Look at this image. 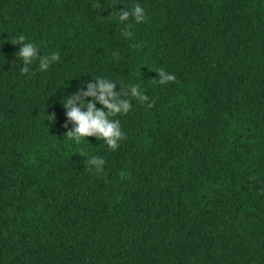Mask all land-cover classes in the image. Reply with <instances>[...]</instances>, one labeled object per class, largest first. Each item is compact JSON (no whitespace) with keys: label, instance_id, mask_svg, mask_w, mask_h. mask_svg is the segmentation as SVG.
Segmentation results:
<instances>
[{"label":"trees","instance_id":"trees-1","mask_svg":"<svg viewBox=\"0 0 264 264\" xmlns=\"http://www.w3.org/2000/svg\"><path fill=\"white\" fill-rule=\"evenodd\" d=\"M92 76L149 97L115 151L67 134ZM0 264H264V0H0Z\"/></svg>","mask_w":264,"mask_h":264},{"label":"clouds","instance_id":"clouds-1","mask_svg":"<svg viewBox=\"0 0 264 264\" xmlns=\"http://www.w3.org/2000/svg\"><path fill=\"white\" fill-rule=\"evenodd\" d=\"M119 22L125 25L123 34L125 37H131L132 32L130 18L132 22L143 23L148 20L145 8L140 3H135L132 7L126 6L124 10L117 12ZM26 37L21 35L13 42L20 45L17 56L22 58L21 71L27 73L33 63L39 71H47L51 65L60 60L58 52H52L50 55L39 54L41 50L31 42H25ZM160 84L174 82L176 76L164 69L157 70ZM93 77V76H92ZM95 83H89L87 89L82 85L78 92L63 97L61 103L66 109V124L72 125L67 132L69 138L75 143H81L85 138L96 137L104 142L108 149L115 151L120 142L125 138V132L122 129L121 122L116 119L117 115L127 114L132 109L133 99L139 102H148L149 97L138 84H131L125 89L120 81L110 77H93ZM117 82L121 85V91L116 90ZM124 92L130 95L124 98ZM88 98H91L89 100ZM97 102L102 107H97ZM154 103V101L152 102ZM152 103L148 106L151 107ZM50 120L55 121L54 114L49 116ZM89 141V140H88ZM106 161L100 156L87 157V164L96 172L104 170Z\"/></svg>","mask_w":264,"mask_h":264}]
</instances>
